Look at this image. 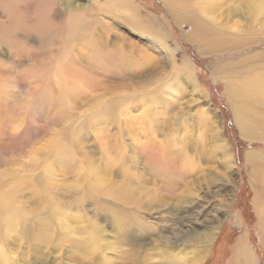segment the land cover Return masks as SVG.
<instances>
[{
	"label": "rangeland",
	"instance_id": "374dc122",
	"mask_svg": "<svg viewBox=\"0 0 264 264\" xmlns=\"http://www.w3.org/2000/svg\"><path fill=\"white\" fill-rule=\"evenodd\" d=\"M262 73L264 0H0V199L16 210L0 209V264H103L84 250L98 227L109 264H173L182 249L203 250V264H264V166L247 158L264 156V96L244 87L254 138L233 111V87ZM150 139L174 165H197L174 194L156 177L126 184L122 168L141 176Z\"/></svg>",
	"mask_w": 264,
	"mask_h": 264
},
{
	"label": "bare ground",
	"instance_id": "6f19581e",
	"mask_svg": "<svg viewBox=\"0 0 264 264\" xmlns=\"http://www.w3.org/2000/svg\"><path fill=\"white\" fill-rule=\"evenodd\" d=\"M204 52L206 53V51H203V53ZM227 64L228 63L224 64V66L221 68V71L228 70L229 65ZM219 66L220 64L216 65V68H219ZM178 70L180 69L178 68ZM249 80L250 81L248 83H242V84L237 83L238 85L233 87V89L235 90L233 91L234 94L236 95L237 98L241 99L242 101L241 104L234 103L233 111L235 114L236 122L240 127L241 134L246 138H254V135H253L255 133L254 125L252 122L249 121L252 119V115L249 112L248 107L243 103L244 100L248 97V95L245 93L246 89L244 87H247L246 85L248 84L252 85L251 88L255 90L259 96H264V73H262L261 75L254 76ZM194 84L195 86L193 88L194 89L193 94H196L200 92L201 90H200L198 82L196 83L195 81ZM231 87L232 86L230 85V88ZM202 93L203 92H201V94ZM214 129H215V139L216 141H218V146L223 149V152L225 155L223 162L225 166H227L228 169H230L231 167H233L232 166L233 165V153L231 152V149L229 148L230 144L226 140V138L223 137V134L220 132V129L217 126H215ZM159 144L160 143H157V141H155L154 139H150L147 145L141 150L142 155H140V158H141V165L143 169L141 176L137 175V173L135 172H132L130 169L131 168L130 165L126 164L127 166L122 168L123 176L125 178V181H127L126 183L127 185L130 186L132 182L136 181L135 178L138 179L141 177L142 178L141 181L143 183H140V186H142V188H146L150 179L152 177H156V182L161 180L159 182L160 184H158V188L166 189V190L168 189V191L172 193L173 191L176 192L181 187V183L179 182H181L180 179H183V178H178L179 174H183L186 177L189 175L190 172L194 173L195 170L198 169L197 165L191 162L182 161L183 163L180 162L179 166H177L176 164L174 165L173 163H175V160H173V157H175V155L171 154V151L168 149V147L165 148L164 145L162 146L161 144L160 145ZM162 155L165 156L166 160L162 158ZM262 156L263 155H261L260 152L256 150V148L252 150L251 149L248 150L247 158H248L249 163H253V171H255L257 165H260L259 170L261 172V168L264 166V162H262L263 161L262 158L264 156L263 157ZM123 160H125L124 156H123ZM176 169L180 170V171H177L179 173H176ZM255 175H257V172ZM190 181L191 180L187 181V184ZM164 200L166 199L160 198L159 196L157 198V202L159 205H155L157 206L156 208H165L164 205L169 206V204L166 203L167 201H164ZM254 204H255V209L257 211V214L259 216L260 225L258 228L260 229V232H262V237H263L262 240L264 242V198L263 196H261L260 194H256L254 196ZM148 205L149 204L147 202H144L142 206L146 207ZM0 209L4 211H8L9 213L13 215L16 214V210L12 206L11 199L7 197H3L0 199ZM144 211L148 212L146 210ZM104 217L107 218V215L105 214ZM132 223L133 221H131L130 224L123 225V228H122L123 238L130 239V234L128 233V231H133L135 228V225H132ZM116 227H119V225L117 224ZM101 229L102 228L98 227L94 230L92 245L90 246V248H86L84 250H91V249L96 250L97 253H100L102 255V263L109 264L110 263V258H109L110 251L109 250L112 247V244L109 238H107V236H104L101 233ZM236 240H237L236 246H235L236 253H238L240 256H246L250 250V242H251L249 240L248 233L246 232L245 234H243V236L238 237ZM212 241H213L212 239L210 240V238H206V237L203 239V243L205 246H207L208 244H211ZM145 245L143 246L137 245L134 249L135 250L142 249ZM191 251L193 250L182 249L181 251L174 252L175 253V254L173 253L174 258L173 259L171 258V260L174 262L173 264H176V262H178L177 264H203L207 254L205 255L204 251L200 250L199 253L193 252L192 253L193 256H192L190 255ZM134 253L139 255L141 252H134Z\"/></svg>",
	"mask_w": 264,
	"mask_h": 264
},
{
	"label": "trees",
	"instance_id": "16d2710c",
	"mask_svg": "<svg viewBox=\"0 0 264 264\" xmlns=\"http://www.w3.org/2000/svg\"><path fill=\"white\" fill-rule=\"evenodd\" d=\"M235 143L236 147L238 148V151L242 153L243 148L247 146V142H245L243 139H241L238 135L235 137Z\"/></svg>",
	"mask_w": 264,
	"mask_h": 264
},
{
	"label": "crops",
	"instance_id": "0c3cea01",
	"mask_svg": "<svg viewBox=\"0 0 264 264\" xmlns=\"http://www.w3.org/2000/svg\"><path fill=\"white\" fill-rule=\"evenodd\" d=\"M245 230V229H244Z\"/></svg>",
	"mask_w": 264,
	"mask_h": 264
}]
</instances>
